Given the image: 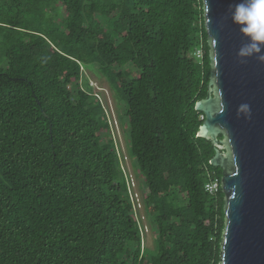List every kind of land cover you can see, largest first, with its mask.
Listing matches in <instances>:
<instances>
[{
  "label": "trees",
  "instance_id": "1",
  "mask_svg": "<svg viewBox=\"0 0 264 264\" xmlns=\"http://www.w3.org/2000/svg\"><path fill=\"white\" fill-rule=\"evenodd\" d=\"M90 69L123 107L153 251ZM209 78L202 0H0V264H220Z\"/></svg>",
  "mask_w": 264,
  "mask_h": 264
},
{
  "label": "water",
  "instance_id": "2",
  "mask_svg": "<svg viewBox=\"0 0 264 264\" xmlns=\"http://www.w3.org/2000/svg\"><path fill=\"white\" fill-rule=\"evenodd\" d=\"M202 2L210 78L195 111L204 116L198 137L214 147L210 165L222 171L220 264H264V63L237 57L247 41L232 23L229 6L239 0ZM242 104L249 106L248 115H237Z\"/></svg>",
  "mask_w": 264,
  "mask_h": 264
},
{
  "label": "rangeland",
  "instance_id": "3",
  "mask_svg": "<svg viewBox=\"0 0 264 264\" xmlns=\"http://www.w3.org/2000/svg\"><path fill=\"white\" fill-rule=\"evenodd\" d=\"M203 52L199 50L196 57L201 59ZM84 76L92 90V95H96L102 103L105 114L107 115L112 139L114 140L115 150L118 154L122 171L130 191V198L134 205L137 221L142 237V247L154 250V235L144 211L141 199V180L136 172L134 160L128 151V133L123 124V110L117 95L111 90L106 80L95 70H84ZM122 119V120H121Z\"/></svg>",
  "mask_w": 264,
  "mask_h": 264
},
{
  "label": "clouds",
  "instance_id": "4",
  "mask_svg": "<svg viewBox=\"0 0 264 264\" xmlns=\"http://www.w3.org/2000/svg\"><path fill=\"white\" fill-rule=\"evenodd\" d=\"M229 11L232 23L238 26L247 41L238 49L237 57L243 61L255 56L260 63H264V0H239L229 6ZM249 113L247 104L237 109V115Z\"/></svg>",
  "mask_w": 264,
  "mask_h": 264
},
{
  "label": "built area",
  "instance_id": "5",
  "mask_svg": "<svg viewBox=\"0 0 264 264\" xmlns=\"http://www.w3.org/2000/svg\"><path fill=\"white\" fill-rule=\"evenodd\" d=\"M197 58H199V57H197ZM205 190H206V192H208V193H210V194H214V193H216L217 190H218V185H217L216 182L206 184V186H205Z\"/></svg>",
  "mask_w": 264,
  "mask_h": 264
}]
</instances>
